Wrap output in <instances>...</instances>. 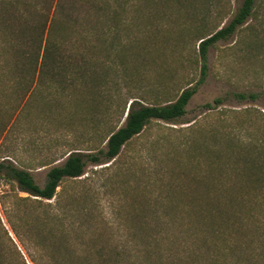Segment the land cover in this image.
<instances>
[{
    "label": "rangeland",
    "instance_id": "374dc122",
    "mask_svg": "<svg viewBox=\"0 0 264 264\" xmlns=\"http://www.w3.org/2000/svg\"><path fill=\"white\" fill-rule=\"evenodd\" d=\"M242 3L130 0L118 10L120 39L95 46L94 85L66 94L36 87L20 70L0 8V164L29 171L43 187L69 154H98L124 125L131 98L160 105L199 82L200 38L225 27ZM236 93L258 99L240 102ZM24 197L0 175V218L11 237L6 218H68L76 223L69 264H150L158 240L161 251H191L196 241L212 252L226 240L244 259L264 252V0L209 49L206 80L184 117L153 120L115 160L65 179L53 200ZM174 238L176 247L167 241Z\"/></svg>",
    "mask_w": 264,
    "mask_h": 264
},
{
    "label": "trees",
    "instance_id": "16d2710c",
    "mask_svg": "<svg viewBox=\"0 0 264 264\" xmlns=\"http://www.w3.org/2000/svg\"><path fill=\"white\" fill-rule=\"evenodd\" d=\"M129 4L130 0H0L5 30H11L12 47L21 59L20 70L37 80L36 87L58 90L63 94L94 85L98 71L94 63L95 46L101 39H120L119 29L125 18L119 15L118 10L122 7L126 11ZM255 4L256 0H243L225 27L200 38L202 69L195 86L184 89L175 100L160 105L144 104L131 98L122 112L124 125L108 135L105 149L98 154H69L62 166L49 170L43 187L37 184L29 171L12 164L1 163L0 175L14 181L19 191L28 195L23 200H53L65 179L81 178L90 162L100 165L115 160L122 149L153 120L177 122L187 114L189 102L206 80L209 49L219 41L230 39L254 15ZM108 11L113 14L104 28L101 21ZM235 97L240 102L255 101L258 94L236 93ZM222 101L215 100V107H219ZM208 109L214 108L208 104ZM6 219L15 239L0 218V264H69L67 255L71 254L70 245L75 240L71 237L72 229L76 228L75 222H70L68 218ZM174 222L178 220L174 219ZM216 237L222 236L216 234ZM167 241L176 247L178 240ZM161 244L162 241L158 240L150 264H232L230 261L234 257L237 264H264V252L244 259L241 250L236 253L231 248V242L226 240L211 245L214 254L199 248L196 241L191 251L185 247L161 251Z\"/></svg>",
    "mask_w": 264,
    "mask_h": 264
}]
</instances>
